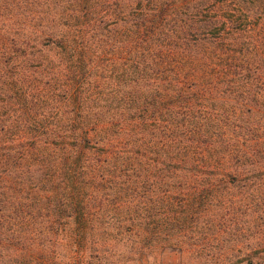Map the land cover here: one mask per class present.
<instances>
[{
	"label": "trees",
	"instance_id": "16d2710c",
	"mask_svg": "<svg viewBox=\"0 0 264 264\" xmlns=\"http://www.w3.org/2000/svg\"><path fill=\"white\" fill-rule=\"evenodd\" d=\"M168 255L264 264V0H0V264Z\"/></svg>",
	"mask_w": 264,
	"mask_h": 264
},
{
	"label": "rangeland",
	"instance_id": "374dc122",
	"mask_svg": "<svg viewBox=\"0 0 264 264\" xmlns=\"http://www.w3.org/2000/svg\"><path fill=\"white\" fill-rule=\"evenodd\" d=\"M169 259H167V262L171 260L172 264H178V258L177 256H174V255H168L167 256Z\"/></svg>",
	"mask_w": 264,
	"mask_h": 264
}]
</instances>
